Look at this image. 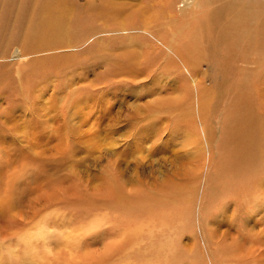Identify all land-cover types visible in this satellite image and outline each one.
<instances>
[{"label":"rangeland","instance_id":"1","mask_svg":"<svg viewBox=\"0 0 264 264\" xmlns=\"http://www.w3.org/2000/svg\"><path fill=\"white\" fill-rule=\"evenodd\" d=\"M198 1L0 0V264H264V42Z\"/></svg>","mask_w":264,"mask_h":264},{"label":"bare ground","instance_id":"2","mask_svg":"<svg viewBox=\"0 0 264 264\" xmlns=\"http://www.w3.org/2000/svg\"><path fill=\"white\" fill-rule=\"evenodd\" d=\"M263 2H260L258 5H264ZM238 2V1H237ZM240 2V1H239ZM241 5H244V3L240 2ZM239 5V4H236ZM169 10H172V5L168 6ZM251 10L247 9L244 14H240L238 12H232L229 14L227 10H220V11H213L208 10L207 8H204L201 6L200 0L197 3H193L191 6H188L186 10L182 12V14L186 13L192 17L191 23L193 28H199L205 35H210L217 29L220 30V28H236L238 31L240 29H245V31H237V33L240 36H244L247 40H253L258 43L264 42V24H252V23H245L248 19L245 15L250 13ZM227 15L228 23L222 19L225 23L222 27H219V21L221 20V16ZM221 21V22H222ZM228 28V29H230ZM56 25L47 24V26L41 30L39 33L35 35H31L29 38L36 44L37 51L43 52V51H49L52 49V46H64L68 44L69 42L63 41L64 33L66 32V29L55 31ZM226 29V31L228 30ZM223 32V31H222ZM26 43V41H25ZM35 49V50H36ZM50 58V57H49ZM47 60L50 62L51 59H43L40 63L41 64H47ZM74 118V117H73ZM73 123V122H72ZM77 124V123H76ZM66 244L68 246V242L66 241ZM34 247H29L28 249H33ZM28 260H31V262L34 261V258H32V255H28Z\"/></svg>","mask_w":264,"mask_h":264}]
</instances>
